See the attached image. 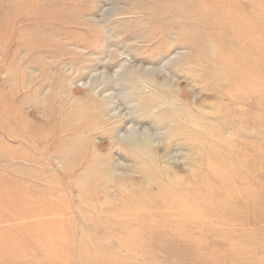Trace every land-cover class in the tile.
Wrapping results in <instances>:
<instances>
[{
  "label": "rangeland",
  "instance_id": "374dc122",
  "mask_svg": "<svg viewBox=\"0 0 264 264\" xmlns=\"http://www.w3.org/2000/svg\"><path fill=\"white\" fill-rule=\"evenodd\" d=\"M0 264H264V0H0Z\"/></svg>",
  "mask_w": 264,
  "mask_h": 264
},
{
  "label": "bare ground",
  "instance_id": "6f19581e",
  "mask_svg": "<svg viewBox=\"0 0 264 264\" xmlns=\"http://www.w3.org/2000/svg\"><path fill=\"white\" fill-rule=\"evenodd\" d=\"M25 6V4L23 5ZM14 7V5L12 6ZM21 7V6H20ZM23 8H26V7H23ZM25 17H21L20 20H24ZM133 97L130 96V98ZM134 98V97H133ZM148 100L149 99H141L139 101H137V105H134L133 108H132V113H136L137 111H139V108L141 106H145L146 104V107L150 104L148 103ZM150 102V101H149ZM151 105V104H150ZM143 106V107H144ZM132 114V116H133ZM135 115V114H134ZM136 119L134 120H131V121H135ZM165 120H168L167 118H164L162 120H156L155 121V127H159L161 126L162 124L165 123ZM114 133V136L112 137L113 138V141H115L117 144H121L122 146H129V147H133V148H141L140 145H142L143 148H151L152 147V144H151V140L153 139L152 136L150 134H147L146 132H142L140 131L138 128H136L135 126H132L128 131H127V135H121V133L117 132V131H113ZM72 136V135H71ZM80 135L76 133V135L73 137V139L71 140L70 139V142H69V145L70 146L76 139H78ZM105 141V140H104ZM103 141V143H104ZM141 142V143H140ZM133 146H132V145ZM73 145V144H72ZM71 145V146H72ZM70 146V147H71ZM152 149V148H151Z\"/></svg>",
  "mask_w": 264,
  "mask_h": 264
}]
</instances>
